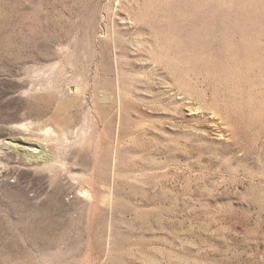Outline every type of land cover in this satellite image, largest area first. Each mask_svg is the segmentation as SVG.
<instances>
[{"label": "rangeland", "instance_id": "374dc122", "mask_svg": "<svg viewBox=\"0 0 264 264\" xmlns=\"http://www.w3.org/2000/svg\"><path fill=\"white\" fill-rule=\"evenodd\" d=\"M0 165V264H264V0H0Z\"/></svg>", "mask_w": 264, "mask_h": 264}, {"label": "bare ground", "instance_id": "6f19581e", "mask_svg": "<svg viewBox=\"0 0 264 264\" xmlns=\"http://www.w3.org/2000/svg\"><path fill=\"white\" fill-rule=\"evenodd\" d=\"M94 110V109H93ZM17 126V125H16ZM57 127V126H56ZM61 127V126H60ZM17 128V127H16ZM19 129H21L22 131H28V129H29V127H28V124H26V123H21V124H19V127H18ZM44 129V128H43ZM43 135L45 136V135H48L49 134V130H44L43 132ZM62 133V132H61ZM53 134V133H52ZM56 134V133H55ZM6 145V144H5ZM4 145V146H5ZM37 149L36 148H33L32 150H31V155H35V151H36ZM1 166V165H0ZM82 193V192H81Z\"/></svg>", "mask_w": 264, "mask_h": 264}]
</instances>
